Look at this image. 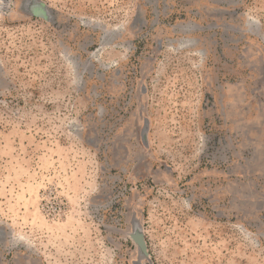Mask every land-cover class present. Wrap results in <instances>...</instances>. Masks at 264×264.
<instances>
[{
    "label": "rangeland",
    "instance_id": "374dc122",
    "mask_svg": "<svg viewBox=\"0 0 264 264\" xmlns=\"http://www.w3.org/2000/svg\"><path fill=\"white\" fill-rule=\"evenodd\" d=\"M26 1L0 0V264H134L136 215L152 264H264V0Z\"/></svg>",
    "mask_w": 264,
    "mask_h": 264
},
{
    "label": "water",
    "instance_id": "95a60500",
    "mask_svg": "<svg viewBox=\"0 0 264 264\" xmlns=\"http://www.w3.org/2000/svg\"><path fill=\"white\" fill-rule=\"evenodd\" d=\"M24 10L30 14L31 16L42 18L46 21L52 22L51 13L41 0H27L23 5ZM141 90V98H140V118H141V141L145 148L149 146V132H150V119L147 116L146 112V94L147 89L146 85L142 84L140 87ZM132 231L129 234L130 238L135 243L137 253H136V260L134 264H144L148 262V264H152L150 254L148 251L147 242L145 239V230L143 226L142 219L139 215L134 216L131 221Z\"/></svg>",
    "mask_w": 264,
    "mask_h": 264
}]
</instances>
